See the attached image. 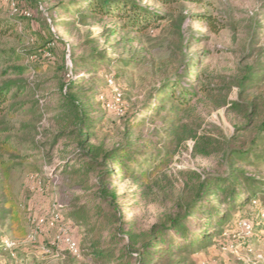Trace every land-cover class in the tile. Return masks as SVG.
Wrapping results in <instances>:
<instances>
[{"label":"rangeland","instance_id":"rangeland-1","mask_svg":"<svg viewBox=\"0 0 264 264\" xmlns=\"http://www.w3.org/2000/svg\"><path fill=\"white\" fill-rule=\"evenodd\" d=\"M139 1L166 13L152 1ZM71 2L0 1V21L18 20L23 12L30 16L17 22L19 37L0 38V49L22 53L16 66L27 67L11 77L25 85V96L11 119L14 149L2 155L26 238L16 239L9 222L0 220V241L13 245L0 256V264H103L90 256L92 242L113 254L112 263L127 260L124 246L138 248L136 240L173 215L180 198L193 196L199 176L225 174V154L231 150L251 151L249 164L235 167L245 177L264 180V0L186 2L177 10L181 17H167L143 33L121 28L120 20L80 17L71 11ZM203 14L222 29L215 32L199 18ZM52 37L60 41L54 53L41 56L39 48ZM166 82L194 88L196 97L176 117L156 118V94ZM68 85L74 87L67 92ZM114 90L121 96V116L103 108ZM65 91L82 102L94 122L90 130L80 132L59 115ZM144 118L150 119L138 123ZM174 118L177 123L170 126ZM125 138L137 143L140 152L144 139L161 142L155 153L174 138L166 167L149 172L148 182L118 174L106 157ZM89 150H95L87 157L94 164L86 171L81 163ZM98 184L117 196L113 208L100 203L101 215L95 212ZM80 208L88 210V227L68 217ZM258 212L257 204L248 205L236 217L243 214L242 222L251 224ZM3 214L1 209L6 218ZM199 221L206 224L208 216ZM241 224L216 239L220 244L174 261L264 264V231H246ZM63 234L78 243V257L60 242Z\"/></svg>","mask_w":264,"mask_h":264},{"label":"trees","instance_id":"trees-1","mask_svg":"<svg viewBox=\"0 0 264 264\" xmlns=\"http://www.w3.org/2000/svg\"><path fill=\"white\" fill-rule=\"evenodd\" d=\"M146 1L154 2L166 10V13L149 10L142 6L139 0H72L71 11L80 17L93 18L100 16L120 20L121 28L143 33L167 17L172 20L177 18L178 15L181 17L177 10L186 2H199L200 0ZM62 7L64 6H61L60 10H62ZM64 9L65 12L70 11L66 7ZM16 18L18 20L12 22L0 21V38L19 37L16 33L17 22L28 21L30 16L23 12ZM199 18L202 21L208 20L215 32L222 29V27H218L215 21L209 20L207 15H200ZM58 42L60 41L57 38L47 39L45 46L39 48L40 55L51 56L54 53L53 46ZM22 55V53L16 54L14 51L9 52L0 49V169L2 178L0 180V210H5L3 215H6V218L0 215V220L6 219L9 222V230L19 240L26 238V230L21 224L22 219L9 186L10 177L7 167L3 164L2 155H6L14 149L12 146V131L14 128L11 126L13 123L11 119L19 110L20 104H18V101L25 96V85L11 79L12 76L22 75L27 69L24 66H16V63L22 60ZM246 79L244 78L243 82ZM73 87L68 85L66 91L68 92ZM193 90L194 88L183 87L180 82L164 83L156 94L158 104L153 109L152 115L156 118L160 116L176 117L188 108L196 97ZM66 91L62 93L63 97L60 104L62 111L59 115L63 116L68 123L75 124L80 132L90 130L94 127L92 118L86 112L82 102ZM59 115L57 117H60ZM148 119L150 118L140 119L138 123L143 124ZM176 123L177 119L174 118L169 125L174 126ZM260 131V135L264 139V123ZM144 141L146 143L144 146L145 151L140 152L137 143L125 138L123 145H118L108 152L106 162L114 165L120 175L130 173L138 176L140 181L148 182L150 180L149 172H160L166 167L169 160L168 148L174 142V138L169 139V144H164L162 146L163 150L158 153H155L153 149L161 142L148 138ZM206 149L204 148V154L209 153L206 152ZM94 152L95 150H89L83 155L85 160L81 164L86 171L93 169L94 162L87 157L92 153L94 154ZM250 153L251 151L248 150H231L225 154V160L229 164L223 176L213 174L199 176L193 196L189 199L180 198L173 215L166 217L158 225H154L151 231L136 240L138 248L131 250L128 245L124 246V253L128 255L127 260L112 263L113 254L109 251L97 250L95 242L91 244L90 256L96 262L103 264H182L183 262L174 261V259L180 257L183 253L191 255L200 249H207L212 245L220 244V240L216 239H221L225 231L231 229L232 225L239 224L240 221L246 219L243 214H239L237 217L236 215L248 205L255 204L259 208V212L257 213V219L251 221L252 232L255 230L263 232L264 221L260 219L264 218V180L254 176L245 177L235 167L237 164H249ZM254 160L257 162L258 158L254 157ZM35 161L39 162V158H36ZM256 162L250 165H257ZM96 193L99 201L95 207L97 215L102 213L101 208H99L100 203L113 208L117 199L115 194L99 184ZM211 198L218 200L214 202L210 200ZM206 216H208V222L201 224L199 218H205ZM233 216H235V220ZM68 217L77 223L82 221V223H85V227H88V224H86L89 219L88 210L80 208L75 212H71ZM194 223L195 226H192ZM98 224V221L92 224L89 228L90 233L96 230ZM72 239L78 245L73 237ZM6 250H8L6 245L0 241V256ZM130 251L134 254V257L133 254H130Z\"/></svg>","mask_w":264,"mask_h":264},{"label":"built area","instance_id":"built-area-1","mask_svg":"<svg viewBox=\"0 0 264 264\" xmlns=\"http://www.w3.org/2000/svg\"><path fill=\"white\" fill-rule=\"evenodd\" d=\"M1 1V0H0ZM11 1V0H10ZM111 85V82H109ZM103 108L108 111L115 113L118 116L123 115V108L121 104V96L117 91H113V95L109 100H106L103 102ZM55 220H52L50 223H47L46 225L48 227H53ZM242 223V224H241ZM43 222L40 221V225H42ZM241 226L246 229V231L252 232V226L249 224V222H240ZM60 242L65 246L68 252H70L73 256L78 257L79 256V248L78 245L74 242L71 236L63 234L61 237ZM6 248L9 249L13 245L12 244H5ZM45 253H47V250H43Z\"/></svg>","mask_w":264,"mask_h":264}]
</instances>
